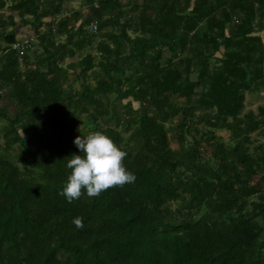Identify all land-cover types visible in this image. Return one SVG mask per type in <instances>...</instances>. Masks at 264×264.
Here are the masks:
<instances>
[{
    "label": "trees",
    "instance_id": "16d2710c",
    "mask_svg": "<svg viewBox=\"0 0 264 264\" xmlns=\"http://www.w3.org/2000/svg\"><path fill=\"white\" fill-rule=\"evenodd\" d=\"M66 1L0 0V264H264V0ZM93 131L136 180L69 203Z\"/></svg>",
    "mask_w": 264,
    "mask_h": 264
},
{
    "label": "clouds",
    "instance_id": "9594fccd",
    "mask_svg": "<svg viewBox=\"0 0 264 264\" xmlns=\"http://www.w3.org/2000/svg\"><path fill=\"white\" fill-rule=\"evenodd\" d=\"M74 144L81 154L68 159L67 167L71 173L62 190L69 203L79 199L84 192L89 197L99 196L110 187L135 182V173L123 163L127 152L106 133L93 131L86 136H77ZM73 223L83 227V218L76 217Z\"/></svg>",
    "mask_w": 264,
    "mask_h": 264
},
{
    "label": "rangeland",
    "instance_id": "374dc122",
    "mask_svg": "<svg viewBox=\"0 0 264 264\" xmlns=\"http://www.w3.org/2000/svg\"><path fill=\"white\" fill-rule=\"evenodd\" d=\"M123 3H125L126 0H122ZM137 3H141V0H136ZM9 5V4H8ZM82 9V2L81 0H67L65 5H64V10H66L68 13L70 11H75V10H80ZM84 14H87L86 8L82 9ZM127 13H129L130 15L134 14L133 12H131L130 10H126ZM1 13L5 16L9 15V10H3L1 11ZM128 14V15H129ZM48 21H50L49 18L45 19V22L48 23ZM15 25L14 26H10L7 28L6 31H11L13 29H15L16 27H19L18 32H17V38L18 41H27L29 40V43L31 45V47L28 49V52L26 53V55L30 58L29 63L32 64L34 63V61L36 60L37 56L40 55L42 53V48L39 44L38 39L34 36L33 40L26 38L28 36L31 35V37L33 36V33L30 30V27L28 26H18L19 25V18L17 16H15ZM45 30L44 27L41 28V31L43 32ZM2 30H0L1 32ZM65 39V37H60L58 39V41H63ZM2 45H4V43H1ZM84 53H86V51H83L82 56L84 55ZM94 53V52H92ZM22 57V56H21ZM81 56H75L73 58H68L65 60L64 65H67L70 62H77L80 60ZM20 63V62H19ZM20 69H24L23 67V63H20ZM8 91V89H2L1 93H0V108H3L7 115H13L15 113V107L8 101V99L6 98L5 94ZM191 95V94H190ZM131 102V99H127L122 101L123 105H126L128 103ZM133 105V108L136 110L138 108V104L135 102H131ZM264 105V94L263 93H247L246 94V100H245V108H244V112H247L249 110L257 113V109L259 106ZM1 119H0V124H1ZM174 122L168 123L167 126L170 127L171 125H173ZM221 136L227 138V135L225 132H221L219 133ZM127 135V134H125ZM254 136V134H253ZM190 139V138H189ZM260 142L264 143V136L259 137ZM263 172H264V166L262 167Z\"/></svg>",
    "mask_w": 264,
    "mask_h": 264
},
{
    "label": "built area",
    "instance_id": "2783aa9c",
    "mask_svg": "<svg viewBox=\"0 0 264 264\" xmlns=\"http://www.w3.org/2000/svg\"><path fill=\"white\" fill-rule=\"evenodd\" d=\"M96 25L94 23H91L89 25V30L92 32V33H95L96 32ZM27 47H30V43L29 41H23V42H17L15 44L12 45V49L18 51L19 55L21 56V54L24 52V50L27 48Z\"/></svg>",
    "mask_w": 264,
    "mask_h": 264
}]
</instances>
